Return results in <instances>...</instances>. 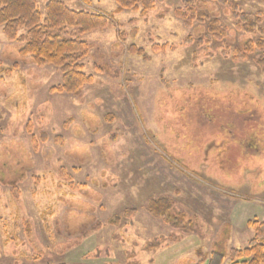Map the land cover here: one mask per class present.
Returning <instances> with one entry per match:
<instances>
[{
    "label": "rangeland",
    "instance_id": "374dc122",
    "mask_svg": "<svg viewBox=\"0 0 264 264\" xmlns=\"http://www.w3.org/2000/svg\"><path fill=\"white\" fill-rule=\"evenodd\" d=\"M62 1L114 20L79 35L94 82L73 96L0 27V264H197L264 242V49L247 47L264 0H195L221 37L183 0ZM159 199L193 228L151 215Z\"/></svg>",
    "mask_w": 264,
    "mask_h": 264
},
{
    "label": "trees",
    "instance_id": "16d2710c",
    "mask_svg": "<svg viewBox=\"0 0 264 264\" xmlns=\"http://www.w3.org/2000/svg\"><path fill=\"white\" fill-rule=\"evenodd\" d=\"M161 1L117 0L116 13L124 10L138 11L143 8V14H145ZM183 2L188 9L187 12L178 11L179 17L187 20L188 16L190 20L206 21L216 36L223 35V31L219 26L217 27V22L206 20L207 14L202 11L199 2L195 0H183ZM238 19L243 22L244 29L249 34H252L257 27L251 16L238 15ZM112 20H114L113 15L72 10L62 0H46L44 15L39 11L37 0H0V27L3 28L7 40L11 43H20V56L30 58L34 65L53 66L62 72V84L52 90L60 94L77 95L85 86L94 82L92 76H87L83 72L81 64L82 60L88 56L90 46L78 37L106 29ZM72 29H75V32L70 31ZM247 47L264 49V41H252ZM155 48L160 49L161 47L156 46ZM248 48L245 50L248 51ZM129 52L146 57L144 50L134 45L129 47ZM242 54L245 53L240 52L238 55ZM260 64L264 67V60ZM148 210L151 215L175 229L188 231L194 226L190 218L178 212L168 199L150 202ZM135 213V211L127 213L126 217H132ZM262 227L264 228V225ZM221 250L223 249L219 247V250L213 252L209 260L208 257L203 258L197 264L206 262L225 264L227 260L229 264H264V242L257 239L251 241L244 249H231L228 254ZM199 255L203 257L202 252Z\"/></svg>",
    "mask_w": 264,
    "mask_h": 264
},
{
    "label": "crops",
    "instance_id": "0c3cea01",
    "mask_svg": "<svg viewBox=\"0 0 264 264\" xmlns=\"http://www.w3.org/2000/svg\"><path fill=\"white\" fill-rule=\"evenodd\" d=\"M19 178H17L16 180H18ZM21 179H23V178H21ZM20 180V179H19ZM19 182H21V181H19ZM19 182H18V184H19Z\"/></svg>",
    "mask_w": 264,
    "mask_h": 264
}]
</instances>
